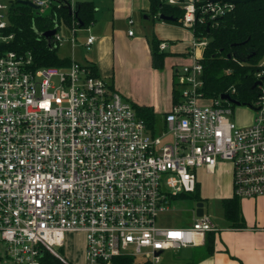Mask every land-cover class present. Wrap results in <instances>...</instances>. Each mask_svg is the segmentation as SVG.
<instances>
[{
	"label": "built area",
	"instance_id": "built-area-1",
	"mask_svg": "<svg viewBox=\"0 0 264 264\" xmlns=\"http://www.w3.org/2000/svg\"><path fill=\"white\" fill-rule=\"evenodd\" d=\"M30 1L44 15L77 0ZM236 1L166 0L183 9L191 61L176 71L179 99L154 133L87 65L35 68L30 53L7 49L11 0H0V264H43L44 252L70 264L55 250L66 233L83 236L84 264H113L118 256L159 264L168 250L199 246L216 229L204 210H194L188 227L159 217L195 190L197 168L213 172L221 160L232 166L233 196H264L263 95L252 123L239 126L230 101L202 91L208 38L197 37L195 26H210ZM52 38L62 44L58 32Z\"/></svg>",
	"mask_w": 264,
	"mask_h": 264
},
{
	"label": "crops",
	"instance_id": "crops-1",
	"mask_svg": "<svg viewBox=\"0 0 264 264\" xmlns=\"http://www.w3.org/2000/svg\"><path fill=\"white\" fill-rule=\"evenodd\" d=\"M94 4L95 20L82 27L84 34L80 37L81 45L87 46L86 38L94 36L87 46L90 49L82 58L74 53L69 58L93 66L97 74L131 104L152 107L156 115L152 132L158 133L163 128V116L173 103L175 73L182 62L191 61L188 53L191 31L179 23L150 16L149 0H96ZM129 30L132 35L128 34ZM153 38L168 44L163 50L167 55L161 69L152 64L150 43ZM252 120L253 115L239 126L249 125ZM159 121L161 127L157 132ZM200 168L216 174L213 197L219 203V211L216 219L208 214L216 227L210 232L213 250L206 252L204 239L203 244L191 248L189 258H182L178 251L175 260H165V264H264V196L239 198V225L235 226L225 218L222 207V199L233 196L231 164L218 161L213 172ZM196 182L200 189L197 177ZM207 183L205 181L203 187L205 194ZM162 258L159 264H164Z\"/></svg>",
	"mask_w": 264,
	"mask_h": 264
},
{
	"label": "trees",
	"instance_id": "trees-1",
	"mask_svg": "<svg viewBox=\"0 0 264 264\" xmlns=\"http://www.w3.org/2000/svg\"><path fill=\"white\" fill-rule=\"evenodd\" d=\"M96 7L93 0H77L69 10L65 4L53 6L49 13L38 15L35 10L21 0H11L10 23L14 37L7 45V49L20 53H30L32 66L67 67L72 60L57 53L58 46L53 38L48 45L47 40L39 34L64 22L70 29L87 27L95 20ZM148 13L158 17L160 13L169 15L179 23L183 9L172 5L166 0H149ZM196 36H207L208 42L199 61L202 64V91L207 99H218L227 94L240 105L256 108V103L263 95L264 81V0H241L234 7L219 17L210 26L206 24L195 26ZM159 41L151 40L152 64L156 69L164 66L167 52L160 50ZM93 75H98L93 66ZM257 81L259 85H254ZM172 91L173 102L179 99V92L174 79ZM224 103V101H222ZM231 106L234 107L231 101ZM136 114L144 119L151 131H154L156 115L150 106L132 104ZM185 197L201 201L198 185L193 192L180 194ZM176 197V198H177ZM239 198L222 199L224 216L233 225H239ZM206 232L204 248L207 253L213 250V236ZM43 264H64L49 252L41 256ZM113 264H151L150 262H135L134 258L118 256ZM179 264V263H173Z\"/></svg>",
	"mask_w": 264,
	"mask_h": 264
},
{
	"label": "rangeland",
	"instance_id": "rangeland-1",
	"mask_svg": "<svg viewBox=\"0 0 264 264\" xmlns=\"http://www.w3.org/2000/svg\"><path fill=\"white\" fill-rule=\"evenodd\" d=\"M93 1L96 3V0ZM83 30V28H77L75 30V46L72 47V42L70 41L72 30L64 22H61L57 32L63 41L62 44L58 46L57 53L63 57H69L72 53H74L78 58H82L84 55H86L90 49V46L87 48V46L81 45L80 37L84 34V32H82ZM186 61L182 62V64L184 65V63H187ZM181 65L178 67L179 69ZM262 89L264 90V81L262 84ZM252 115L254 116V111L249 106L235 105L233 107L231 119L239 125L240 123L248 121ZM156 127L158 132L161 127L160 121ZM196 177L197 181L201 184L199 193L202 198L201 201L203 202L204 211L206 214H209L212 219H216L219 211V203L213 197L216 174L206 173L204 169L200 168L196 170ZM205 181H208L206 184V194L203 191ZM195 205V200L185 197H177L171 201L170 209L160 215L159 223L170 227H188L193 222ZM83 241L84 239L81 234L66 233L63 247H55V250H57L59 254L63 256L70 264H84ZM176 257L177 252L168 250L164 253L162 260L164 259L165 264L167 261L172 262ZM134 261L137 263L140 261V259H135Z\"/></svg>",
	"mask_w": 264,
	"mask_h": 264
},
{
	"label": "water",
	"instance_id": "water-1",
	"mask_svg": "<svg viewBox=\"0 0 264 264\" xmlns=\"http://www.w3.org/2000/svg\"><path fill=\"white\" fill-rule=\"evenodd\" d=\"M21 1L23 3H26V4L30 5L32 8H36V6L30 0H21ZM239 1H241V0H238L236 2H239ZM244 1H248V0H244ZM68 8L71 11L70 6H68ZM158 17L160 19H162V20H174L173 17H171L169 15H165L163 13H160L158 15ZM56 32H57V25L55 27L49 29V30L44 31V32H39V34L41 36H43L47 40V43L49 45L52 36H54L56 34ZM259 84H260V82L257 81L254 85H259ZM220 98L226 99L228 101H231L233 104L240 105L238 101L231 99L229 97V95H227V94L221 95ZM195 208H196L195 209L196 216H201L203 214V210H204V208H203V202L202 201L196 202ZM191 250L192 249L190 247H185V248L180 249V256L182 258H189L190 255H191Z\"/></svg>",
	"mask_w": 264,
	"mask_h": 264
}]
</instances>
